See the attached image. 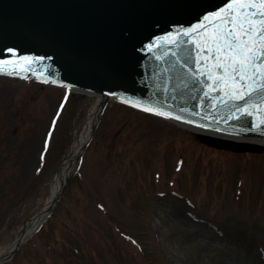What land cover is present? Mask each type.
I'll use <instances>...</instances> for the list:
<instances>
[{"label":"rangeland","instance_id":"rangeland-1","mask_svg":"<svg viewBox=\"0 0 264 264\" xmlns=\"http://www.w3.org/2000/svg\"><path fill=\"white\" fill-rule=\"evenodd\" d=\"M93 107L0 75V252L45 205ZM96 121L52 214L2 264H264V147L212 146L113 100Z\"/></svg>","mask_w":264,"mask_h":264},{"label":"water","instance_id":"water-1","mask_svg":"<svg viewBox=\"0 0 264 264\" xmlns=\"http://www.w3.org/2000/svg\"><path fill=\"white\" fill-rule=\"evenodd\" d=\"M230 2L0 0V68L15 67L105 93L107 98L111 94L131 99L185 121L264 137V92L234 101L223 92L209 91L206 84L213 81L207 78L203 60L208 49L198 55L199 33L183 35L198 24H208L201 31L210 32V22L203 17L213 16ZM213 62L214 55L208 66ZM245 106L250 115L236 112ZM202 138L217 146L247 148L235 140L208 134ZM68 181L69 177L62 182L53 204Z\"/></svg>","mask_w":264,"mask_h":264},{"label":"snow or ice","instance_id":"snow-or-ice-1","mask_svg":"<svg viewBox=\"0 0 264 264\" xmlns=\"http://www.w3.org/2000/svg\"><path fill=\"white\" fill-rule=\"evenodd\" d=\"M203 19L210 22V32L201 31L208 28V24H198L183 35L187 37L190 33H199L201 40L196 43V48L200 50L198 55L203 54L204 48L208 49L209 55L203 56L207 78L213 81L206 84L208 90L223 92L224 96L234 101H244L264 92V0H231L226 8H221L211 17L205 15ZM212 55L214 62L209 67ZM31 62L27 61L28 64ZM9 63L3 62L4 65ZM216 70L221 71L217 74ZM6 74H16V68ZM132 106L143 107L137 103H132ZM143 110L159 116L170 115L151 107H143ZM236 112L251 114L248 106L238 107Z\"/></svg>","mask_w":264,"mask_h":264},{"label":"bare ground","instance_id":"bare-ground-1","mask_svg":"<svg viewBox=\"0 0 264 264\" xmlns=\"http://www.w3.org/2000/svg\"><path fill=\"white\" fill-rule=\"evenodd\" d=\"M96 93L97 94H94L92 97L94 100V107L99 106V104H100L99 102H101L104 98V97H102V95L100 93H98V92H96ZM96 113H97V111L95 110L91 115H89V117L85 121L83 130L81 131L80 136L76 140H74L68 156H66L64 161L61 163V165L58 169V172L52 181L51 192H50V195H49V197L45 203V208L51 203V198L55 194V192L57 191L61 181L69 174L70 161H72L76 152L79 150L80 145L82 144V141L85 140L86 136L88 135V132L90 131L92 123L96 120V117H97ZM178 124L182 127L193 130L195 132H203L201 129L187 125L185 123H183V124L178 123ZM234 139L237 141H240L239 138H234ZM242 141H245V142H248L251 144H261V145L264 144V139L257 138V137H244V139H242ZM45 208L42 211V213L37 216V218H35L32 221L27 222V225L23 230V232L25 231V233H24L25 235L27 232H30L34 228L36 223H38L41 215H43L45 212ZM16 238H17V236H16ZM14 239L1 251L2 254L6 253L7 251H9L10 248L13 247V245L15 243Z\"/></svg>","mask_w":264,"mask_h":264}]
</instances>
